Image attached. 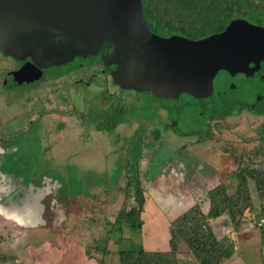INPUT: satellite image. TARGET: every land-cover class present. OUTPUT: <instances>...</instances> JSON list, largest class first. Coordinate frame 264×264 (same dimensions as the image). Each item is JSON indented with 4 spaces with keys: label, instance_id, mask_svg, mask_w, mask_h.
Instances as JSON below:
<instances>
[{
    "label": "rangeland",
    "instance_id": "1",
    "mask_svg": "<svg viewBox=\"0 0 264 264\" xmlns=\"http://www.w3.org/2000/svg\"><path fill=\"white\" fill-rule=\"evenodd\" d=\"M93 56L82 59L73 57L74 60L65 63V67H62V63L54 65L53 62L48 61L45 74L67 73L80 62L94 60ZM262 60L259 62L261 72H264ZM10 66L9 61L0 60V73L6 71L3 75L9 76L7 69ZM93 71L94 75L96 72L99 76L103 75L101 67L95 63H91L88 70H77L72 75L79 76L86 73L85 75L92 76ZM59 76V80L52 86L59 91L68 89L66 86L70 87L73 90L71 92L75 94L69 95V98L68 94L64 95L66 96L64 99L56 98L50 94L51 89L46 87L49 84L44 85L46 89H44L43 125L47 132L48 143L52 145L56 143V147L51 149L55 158L54 156L49 160L44 158L42 163L44 169L45 164L46 168L53 164L54 168L66 174L70 194L81 198L74 200V205L83 206L82 199L87 193L92 192L85 200L88 208L73 209L68 212L65 219L75 220L77 223L82 221L83 225L86 223L90 226L86 228L88 235L80 236L83 239L80 244L101 248L103 264H118L116 252L126 248L135 249L141 246L144 250L160 252L168 249L166 222L185 209L172 203L171 198L179 199V195L167 196V190L175 193L172 191L176 188L173 179H177L179 187L186 186L191 189L192 193L196 194L193 196L194 199L205 197L207 190L217 182L225 187L227 194H231L235 185L233 172L251 163L252 165L264 163V156L251 155L260 145V134L264 133V104L259 108L262 109L263 116H255L248 110L240 112L241 108L235 106L231 112L218 105L214 107L222 100L230 104L244 101L243 95H249L246 92L253 87L264 89V82H261L257 75L253 78L241 73L230 75L228 71L218 69L212 79V88L214 93L220 92L221 97L206 98L207 102L200 99L196 103L189 97L190 95L179 94L177 99H160L155 97L157 95H153L152 90L136 91L130 88L127 91L118 84L107 81V93L105 87L103 92L110 102L119 105H124L122 101L130 103L129 106H124L126 113L124 119L122 118L120 124L113 125L111 129L107 128V122L98 119L102 111L99 104L100 97L104 96L101 94L102 76L91 78L90 84L80 80L71 85L66 83V86L63 85L64 78ZM150 79L151 75L146 76L142 83L148 84ZM4 80L1 81L0 78V140L6 137L7 130L22 128L23 120L27 112H30L29 106H34L35 103V98L29 93L31 86L29 83L18 86H14L13 83L11 87H14L10 89L11 82ZM66 91L68 93V90ZM57 99L60 105H57ZM65 102L69 103L68 106H63ZM71 106L75 111H70ZM203 106L214 108L213 111L208 110L204 117H198L200 123L207 124L210 128L208 135L205 136L200 130L194 131L193 128L194 113ZM11 117L15 119L8 122ZM115 119L113 118L112 121L116 122ZM42 133L45 135V132L38 131V138ZM35 135L29 148L31 152L35 151L34 155L41 154V150L36 148ZM148 139H156L158 142L152 140L146 143ZM40 160L41 158L38 159V168L42 165ZM120 161H123V164L118 165ZM180 166L183 169H179ZM120 170L122 173L117 188L113 186L107 189L115 183ZM133 170L138 175L140 186L149 193L155 192L153 197L158 200L159 207L153 211L149 197L145 196V210L141 215L143 225L139 233L130 230L123 223V217L119 218L118 225L111 226L116 216L127 210L133 202L131 191L127 186ZM101 186L106 187L107 190L97 191L96 189ZM248 189L251 205L249 210L243 211L240 216L236 215L234 222H230L226 215L221 216L217 228L214 229L217 237H228L237 248L231 257L233 260L231 264H255L264 260V190H254L250 181ZM159 210L164 212L160 213ZM259 219L263 220L260 227L257 226ZM82 224H79L76 235L85 231V226ZM105 227L108 233H105ZM118 227H121L120 232L116 231ZM0 247L4 251V257H9L10 254L6 253L3 246L2 236H0ZM178 248L181 249L182 245ZM36 257V255L30 256L25 260L26 263L22 264H39ZM189 257L192 259L190 261L196 264L193 258ZM182 261L178 264H187L186 260ZM12 262L13 260H8V263H5Z\"/></svg>",
    "mask_w": 264,
    "mask_h": 264
},
{
    "label": "water",
    "instance_id": "2",
    "mask_svg": "<svg viewBox=\"0 0 264 264\" xmlns=\"http://www.w3.org/2000/svg\"><path fill=\"white\" fill-rule=\"evenodd\" d=\"M28 26H36L37 30L48 33L46 38L61 51H70L72 46L75 50L71 52L85 50V56H91L103 41H108L115 49L126 50L131 61L137 59L147 68L153 65L160 68L166 63L168 67L174 66L175 73H171L174 80L167 77V87L162 86L156 93L161 98L177 99L179 94H185L195 102L205 99L211 93L209 86L216 70L229 69L230 75L248 74L251 69L248 64H257L264 56V29H248L244 36L241 31L229 29L225 34L227 37L223 38V35L210 43L159 39L147 30L138 0H0V37L5 30H10L13 39V45L8 49L21 47L20 43L25 39L20 29ZM207 43L213 45L207 49ZM5 53L17 56L16 52ZM208 53L213 63L209 78L197 80L181 70L197 65ZM151 74L152 70L143 73L144 77ZM125 82L139 89L133 77Z\"/></svg>",
    "mask_w": 264,
    "mask_h": 264
},
{
    "label": "trees",
    "instance_id": "3",
    "mask_svg": "<svg viewBox=\"0 0 264 264\" xmlns=\"http://www.w3.org/2000/svg\"><path fill=\"white\" fill-rule=\"evenodd\" d=\"M138 3L147 30L159 39L210 43V40L228 34L229 29L241 31L243 36L248 29H264V0H138ZM208 43L207 49L213 45ZM209 54L197 64L202 67V74L208 77L213 67ZM220 104L227 112H231L235 106V103L229 102ZM259 143L251 154L253 157L264 156V133L260 134ZM232 174L235 185L231 194H227L225 187L217 182L205 193V213L201 211L200 202H196L169 222L167 251H146L141 246L126 248L116 252L117 263L178 264L179 254L191 256L196 264H223L229 260L234 253L232 241L226 236L217 237L209 221L226 215L230 222H234L236 215L240 216L243 211L249 210L248 183L252 182L256 191L264 190V163H251ZM136 177L131 173V179L127 181L132 204L119 214L111 226L118 225L119 218L123 217V223L133 232L139 233L144 189ZM120 229L118 227L116 231L120 232ZM179 245H182L181 249Z\"/></svg>",
    "mask_w": 264,
    "mask_h": 264
},
{
    "label": "crops",
    "instance_id": "4",
    "mask_svg": "<svg viewBox=\"0 0 264 264\" xmlns=\"http://www.w3.org/2000/svg\"><path fill=\"white\" fill-rule=\"evenodd\" d=\"M33 117L35 118V111L28 114L27 118L31 120ZM43 117L44 113L29 128L22 126L24 130H7L6 137L0 140V236L3 237V246L6 253L10 254L8 255L9 257L5 258L3 255L4 251L0 249V264H6L5 262L8 263V260H13L11 264L26 263L25 260L33 255L37 256V263L39 264H45V262L46 264H103L101 248L80 244V241L83 240L80 236L88 235L86 230L88 225L86 223L83 225L82 221L77 223L75 220L67 221L65 219L68 212L73 209L80 210L82 208V210H86L88 204L85 200L92 192L87 193L82 199L81 203L83 206H78V204L74 205V200L76 201L81 198L70 194L66 174L54 168L53 164H50L47 168L45 164L44 169L42 159H53V156L55 158V155L51 153V149L56 147V143L53 145L52 143H48L47 132L43 125ZM12 119L15 118H9L8 122ZM112 126L107 125V128L111 129ZM39 130L45 132V135L42 133L40 138H38ZM34 135L36 138V148L41 150V154L34 155L35 151L31 152L29 150L32 146V138H34ZM123 137H125L124 134ZM63 156L66 155L63 154ZM39 158H41L40 163L42 165L38 168ZM121 164H123V161H120L118 165ZM179 169H183L182 166ZM134 171L133 174L137 176L136 179L140 184L138 175ZM121 173L122 171L119 174L117 173L118 176L115 178V183L111 187H107V189L116 186L118 181L120 182ZM173 180L175 181L174 186L176 188L172 191L175 193H170L167 190V196H180L179 199L171 198L173 205L176 203L185 208L178 215L191 208L196 202H200V205H202L201 211L205 213L206 203L204 202V197L194 199L193 196L196 194L192 193L193 191L191 189L186 186L179 187L180 185H178L177 179L175 178ZM107 189L101 186L96 190L105 192ZM143 191V207L139 215L141 227L143 225L141 215L145 210L146 195L149 197L150 204H152V210L156 211L155 208L159 209L157 205L158 200L153 197L155 192L149 193L146 190ZM159 212L163 213L164 210H159ZM178 215L167 220L166 230L169 222ZM220 219L221 217L209 221L213 231L217 228V222ZM100 221L102 222V219ZM79 224L85 226L86 232L84 231L76 235L77 229L80 226ZM88 227L90 228V226ZM104 229L106 230L105 233H108L106 227ZM168 238L167 232V241ZM184 257L186 258L183 259ZM184 257L180 254L177 255L178 262L186 260L187 264H193L189 256L185 255ZM232 262L233 260L230 258L224 261L223 264H231ZM263 262L264 260H260L255 264H261Z\"/></svg>",
    "mask_w": 264,
    "mask_h": 264
},
{
    "label": "flooded vegetation",
    "instance_id": "5",
    "mask_svg": "<svg viewBox=\"0 0 264 264\" xmlns=\"http://www.w3.org/2000/svg\"><path fill=\"white\" fill-rule=\"evenodd\" d=\"M29 26L28 28L25 27L24 29H20L21 36L23 35V38L25 39L24 42L20 43L21 49L20 48H9L8 50H6L8 46L11 47L13 45L12 35L9 32L10 30L8 32H6L7 30H5L4 35L0 37V47L3 50L2 51L0 49V60L9 61L11 63V66L7 69V73L10 75L9 76L7 75L5 77L4 75L6 74V71L4 72L5 74L1 72L2 73V74L0 73V75H2L0 76L1 81L5 79L4 81L11 82L10 89H13L15 85L16 86L22 85V84L26 85L29 83L31 85L29 88L30 89L29 93L32 94V98H35L34 106L30 105V101H29L30 108L28 109V111L30 112H27L26 118L23 120V126H25V128H29L43 114L44 89H46L44 85L49 84L46 87L48 89H51L50 91L51 95L55 96L56 98L62 97L64 99L66 98V96L64 95L68 94V98H69V95L72 96V94L74 93V92H71L73 90L70 89V87L66 86V83H68V85H71V83L81 80V81H84L85 84H90L91 78L95 79V77L102 76L101 79H102L103 85L101 87V91H102L101 94H103L104 96L100 97L99 104L101 106L102 111L99 113L98 119L102 122H107L108 125L111 126L117 123L120 124V120L126 114L124 110V106L126 105L129 106L130 103L126 101H122L124 105H119L116 102L115 104L113 102H110L108 98H106L107 95L103 92L104 87H105V92H106L107 81L108 82L110 81L111 84L116 83L119 86H121V88H124L127 91H129L128 89L130 88L136 91H144V90L146 91V90L151 89L155 91V93L152 92L153 95H157L156 93L160 91L162 86L167 87V77L171 79L172 77L171 73H175L174 66L168 67L167 63L162 65L160 68L154 65L153 66L151 65L152 66L151 68H147V66L144 65L143 63H142L143 65L139 64L137 59L133 60L134 61L133 62L130 60L131 56H129L127 51L124 50L122 47L115 49L112 43H109L108 41H103L102 44L98 47L95 55L94 56L91 55L95 57L94 60H91L85 63L80 62V64L68 70L67 73L65 72L63 74H58V75H54V74L46 75L45 71L48 69V67H46V64L48 61L53 62V63H58V62L62 63L63 64L62 67H65V63H67L68 61H71L72 59L74 60L75 57L82 59V57L87 58L90 56H85L86 54L84 53L85 50H83L82 53L71 52L75 50V48H73L72 46L70 47L71 48L70 51H61L57 49L56 46H53V44H51L52 42L50 41V39L46 38V36L49 35L48 33L37 30L38 27L36 26H31V27ZM0 33H2V31ZM4 51L5 52L9 51L11 53L16 52L17 56H14L12 54H6ZM262 61H264V56H263ZM260 62H258L257 64L255 63L248 64V68L249 69L251 68L250 69L251 71L249 70L248 74H245V75H249L251 76V78H253L254 75H257V78H259L260 81L262 79L264 80V72H261ZM91 63H95L96 65L101 67V73L103 75L99 76L96 71H95L96 72L95 75L93 74L94 71L92 72L93 74L92 76H89V75L87 76L85 75L86 73H82V75H79V76L72 75L77 70L78 71L88 70V66ZM253 67H254V70H253ZM148 70H152L151 79L149 80L148 84H144L142 83L145 78L143 73L147 72ZM181 70H183L184 74L185 73L191 74L193 78L197 80H203L205 77L202 74V67L200 68V65H192L188 68L182 67ZM229 72H232V71L228 69V73ZM59 75H61L62 78H64L63 85H65L66 88H68L66 89L68 90V93L66 90L59 91L58 89H55V86H52V84L55 81L59 80V77H60ZM129 77H133L134 79L137 80L136 88H139V89H134L130 84H127L125 82L129 79ZM212 81H211V85L209 86L211 87V93L208 95L207 98H211L213 96H216V97L218 96L220 98L221 97L220 92L218 93L213 92ZM11 84H13L14 86L11 87ZM126 86L128 88H126ZM254 89H256L259 93H256ZM246 93H249V95H245V94L243 95L242 98H244V101H240V103H236L235 106L241 108L240 112L244 110H248L249 112H253L255 116H259V115L263 116V114L261 113L262 109L259 110V108L263 107L261 105L264 104V89H261V88L258 89V87H253L251 90H247ZM165 94L167 95V88H165ZM155 97H158V96H155ZM158 98L167 99V100L170 99L168 97L166 98L158 97ZM57 100H58L57 105H60L61 103L59 102V99ZM221 103H224V101L222 100ZM68 104H69L68 102H65L63 106L64 105L68 106ZM216 105L221 107L220 103H216L214 107ZM69 109L71 112L75 111L73 106H71ZM199 109H200L199 111L194 113L193 128H194V131L200 130V132L203 133V135L205 136V135H208L210 128H208L207 124L203 125L202 123H200L199 122L200 120L198 117H204L205 114L208 112V110L213 111L214 108H210V107L207 108L206 106H203V107H200ZM32 111H35V118L30 120L27 117H28V114H30ZM113 118H116L115 119L116 122L112 121ZM122 124L123 123H121V125ZM21 130H24V129L21 128ZM152 140H154L153 142L155 143L158 142V140L156 139H152ZM152 140L148 139L147 142H151Z\"/></svg>",
    "mask_w": 264,
    "mask_h": 264
},
{
    "label": "built area",
    "instance_id": "6",
    "mask_svg": "<svg viewBox=\"0 0 264 264\" xmlns=\"http://www.w3.org/2000/svg\"><path fill=\"white\" fill-rule=\"evenodd\" d=\"M263 224V220L259 219L257 222V226L260 227ZM234 250H236V248L234 247Z\"/></svg>",
    "mask_w": 264,
    "mask_h": 264
}]
</instances>
